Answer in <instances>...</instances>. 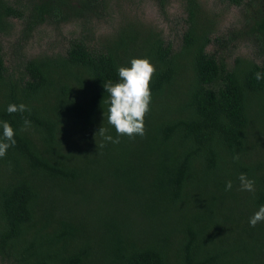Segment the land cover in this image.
I'll use <instances>...</instances> for the list:
<instances>
[{
	"label": "trees",
	"instance_id": "obj_1",
	"mask_svg": "<svg viewBox=\"0 0 264 264\" xmlns=\"http://www.w3.org/2000/svg\"><path fill=\"white\" fill-rule=\"evenodd\" d=\"M155 1L162 12L171 2ZM184 1L179 47L124 19L96 44L74 37L64 53L27 59L14 79L1 40L12 19L23 22L22 41L42 24L91 29L109 0H0V119L16 130L0 157V260L264 264V221L248 223L264 204V79L254 75L264 60L229 65L209 51L216 23L200 0ZM257 24L262 46L264 17ZM134 57L155 68L144 134L105 142L102 124L116 132L104 84ZM10 103L27 109L8 113ZM241 173L254 192L241 190Z\"/></svg>",
	"mask_w": 264,
	"mask_h": 264
},
{
	"label": "rangeland",
	"instance_id": "obj_2",
	"mask_svg": "<svg viewBox=\"0 0 264 264\" xmlns=\"http://www.w3.org/2000/svg\"><path fill=\"white\" fill-rule=\"evenodd\" d=\"M215 21L212 42L208 50L224 59L229 65L240 57L264 60V42L255 40L259 28L257 22L264 17V0H244L241 4L231 0H200ZM107 10L86 28L81 22L60 26L42 24L32 34L23 38V22L15 18L13 31L2 37L4 59L14 79L25 76V62L39 54L64 53L74 37L86 36L91 44L98 37L114 32L124 19H138L159 30L176 47L182 43L187 27V11L184 0H171L162 12L155 0H109ZM133 20V19H132ZM91 30V31H89ZM30 38V39H29ZM0 264H9L0 260Z\"/></svg>",
	"mask_w": 264,
	"mask_h": 264
},
{
	"label": "clouds",
	"instance_id": "obj_3",
	"mask_svg": "<svg viewBox=\"0 0 264 264\" xmlns=\"http://www.w3.org/2000/svg\"><path fill=\"white\" fill-rule=\"evenodd\" d=\"M155 71L154 65L148 58H131L127 65L118 67V80L108 81L104 88L108 93L105 101L107 105V124L115 129L116 136L110 134L105 126L99 128L96 134L105 142L118 143L121 135L132 137L144 134V116L149 110L151 89L149 82ZM256 80L264 79V73L257 71ZM27 106L24 103H10L5 111L8 113L24 112ZM30 122L25 119L24 124ZM16 130L8 120L0 119V157L5 156L7 150L16 143ZM240 188L243 191L254 192L255 181L245 173L239 175ZM232 188V181L225 183V190ZM264 221V204L249 217L250 226Z\"/></svg>",
	"mask_w": 264,
	"mask_h": 264
}]
</instances>
